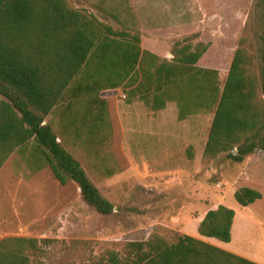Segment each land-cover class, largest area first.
<instances>
[{
  "label": "rangeland",
  "instance_id": "374dc122",
  "mask_svg": "<svg viewBox=\"0 0 264 264\" xmlns=\"http://www.w3.org/2000/svg\"><path fill=\"white\" fill-rule=\"evenodd\" d=\"M69 1L115 30L139 31L142 49L161 61L170 60L172 52L186 42L196 48L208 46L198 67L218 71L221 88L241 40L251 54L259 53V0ZM102 96L108 102L110 127L104 126L97 138L83 128L78 136L75 127H68L62 116L66 102L47 122L114 204V213L100 215L84 202L74 181L62 185L50 168L33 172L17 152L0 170V241L37 239L41 252L35 264H94L107 251L123 253L128 243L147 241L154 233L173 240L195 235L198 218L224 202L240 215L244 240L238 245L258 252L264 242L262 154L255 160H250L251 155L243 163L226 153L199 166L182 165L191 154L192 126H198L206 139L214 112H204V119H193L188 128L177 118L174 102L167 104L161 118L164 110L153 111L139 101L129 103L123 92L104 91ZM199 141L204 143L202 137ZM253 161L258 162L257 168L252 169ZM248 171L256 175L253 182ZM242 187L259 191L262 199L240 206L234 190ZM217 242L208 244L218 247Z\"/></svg>",
  "mask_w": 264,
  "mask_h": 264
},
{
  "label": "trees",
  "instance_id": "16d2710c",
  "mask_svg": "<svg viewBox=\"0 0 264 264\" xmlns=\"http://www.w3.org/2000/svg\"><path fill=\"white\" fill-rule=\"evenodd\" d=\"M258 8L259 53L251 54L241 40L221 88L218 71L198 67L208 46L186 42L170 60L161 61L142 49L139 31L115 30L69 0H0V170L19 152L33 172L50 168L62 185L74 181L97 213L113 214L114 204L62 145L47 119L66 102L62 116L68 127H75L78 136L83 128L97 138L104 126L110 127L108 103L100 95L117 89L129 103L143 102L153 111L174 102L181 121L214 112L203 162L227 153L243 163L264 152V0ZM234 196L242 207L262 199L249 187L239 188ZM235 215L220 205L206 214L198 232L230 243ZM39 252L37 239L6 238L0 241V264H35ZM94 264L259 263L191 236L173 240L154 233L147 241L128 243L123 253L107 251Z\"/></svg>",
  "mask_w": 264,
  "mask_h": 264
},
{
  "label": "crops",
  "instance_id": "0c3cea01",
  "mask_svg": "<svg viewBox=\"0 0 264 264\" xmlns=\"http://www.w3.org/2000/svg\"><path fill=\"white\" fill-rule=\"evenodd\" d=\"M108 91H112L113 93H116V94H120L121 92H123L121 89H117V90H108ZM103 92L101 93L100 97L102 99H104L106 102H107V99H105L103 96H102ZM123 95H124V92H123ZM108 103V102H107ZM178 110V109H177ZM165 111H162V117L161 118H165ZM178 112V111H177ZM206 114H204V112L202 113H198V114H195V115H191V116H188L185 120L182 121L186 123V126L188 124V128L189 125L191 126L192 124V121L193 119L197 120V122L199 121L200 118H203L205 117ZM179 116V112L177 113V118ZM193 132H192V138H190L189 140V150L191 151V154L190 156H188L187 158L185 159H182V165H186V166H192V164H196L197 166L199 165H202L203 164V155H204V150H205V147H206V144H207V141L209 139V134H210V130H211V127L209 126V129L207 131V134H206V139H205V135L203 136V134H200V129L199 127L197 126L195 128V126L193 127ZM203 130V129H202ZM165 131H162V134L164 133ZM202 137V139H204V143L203 144H200V141H199V138ZM197 143V144H196ZM259 154H262V167L261 169L264 171L263 167H264V152L262 151H259V153H255L253 154L251 157H250V160H255L256 158H259L260 155ZM257 163L258 162H254L253 161V168H257ZM251 171V169H250ZM250 171L247 172L246 175H248V180L252 181L254 180V177H256V175L252 174V173H249ZM263 175V178H264V173L262 174ZM262 175H258L260 177H262ZM239 188H237L236 190H234V192H236ZM220 205H225V203H221ZM211 210V209H210ZM208 210V212L210 211ZM216 210V209H214ZM206 212V214L208 213ZM205 215L203 216H200L198 218V220L196 221V225H195V230H196V233L195 235H191V237L195 238V239H198L200 241H203V242H206V243H209L211 241H216V239H213V238H206V237H203L199 234L198 232V229H199V226L201 224V222L204 220L205 218ZM239 220V222H238ZM244 233H243V228L241 226V221H240V215L238 214V212H236V215H235V219H234V224H233V227H232V241L230 243H218V247L225 250V251H228L230 253H233V254H236L238 256H241L243 258H246L248 260H251L253 262H256V263H259V264H264V242H261V245L262 247H260L258 249V252H255L254 250H249V249H242L240 247V245H238V241L241 239V240H244Z\"/></svg>",
  "mask_w": 264,
  "mask_h": 264
},
{
  "label": "built area",
  "instance_id": "2783aa9c",
  "mask_svg": "<svg viewBox=\"0 0 264 264\" xmlns=\"http://www.w3.org/2000/svg\"><path fill=\"white\" fill-rule=\"evenodd\" d=\"M122 97L125 99L126 98V95L124 94Z\"/></svg>",
  "mask_w": 264,
  "mask_h": 264
},
{
  "label": "water",
  "instance_id": "95a60500",
  "mask_svg": "<svg viewBox=\"0 0 264 264\" xmlns=\"http://www.w3.org/2000/svg\"><path fill=\"white\" fill-rule=\"evenodd\" d=\"M233 153L236 154V150H234Z\"/></svg>",
  "mask_w": 264,
  "mask_h": 264
}]
</instances>
